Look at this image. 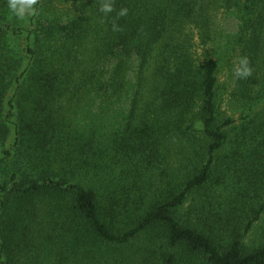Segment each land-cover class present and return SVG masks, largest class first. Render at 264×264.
<instances>
[{
  "label": "trees",
  "instance_id": "16d2710c",
  "mask_svg": "<svg viewBox=\"0 0 264 264\" xmlns=\"http://www.w3.org/2000/svg\"><path fill=\"white\" fill-rule=\"evenodd\" d=\"M35 7L0 0V264H264V0Z\"/></svg>",
  "mask_w": 264,
  "mask_h": 264
},
{
  "label": "rangeland",
  "instance_id": "374dc122",
  "mask_svg": "<svg viewBox=\"0 0 264 264\" xmlns=\"http://www.w3.org/2000/svg\"><path fill=\"white\" fill-rule=\"evenodd\" d=\"M233 13H226L224 9H219L215 11L213 14L211 12L212 21L213 22V29L214 34H217L218 36H226L231 35L232 33L236 32V24H235V17L232 15ZM185 34H190L193 38V54L194 58L197 62H204L207 59H213L218 60L217 56L220 55V53L216 54L215 50L212 49V45L209 44L207 46L201 45V41L199 38V30L195 27H193L191 30L186 31ZM234 62V61H233ZM232 62V64H233ZM231 73V66L228 65V63L225 60L220 61V71H219V80L221 84H226L229 78V75ZM229 92V91H227ZM229 93H227L225 96H227ZM264 225V214H262L261 219L255 224L254 229L252 230L251 234L252 237L256 239V234L261 233V227ZM247 241H250L249 239Z\"/></svg>",
  "mask_w": 264,
  "mask_h": 264
},
{
  "label": "clouds",
  "instance_id": "9594fccd",
  "mask_svg": "<svg viewBox=\"0 0 264 264\" xmlns=\"http://www.w3.org/2000/svg\"><path fill=\"white\" fill-rule=\"evenodd\" d=\"M38 0H8V7L12 13L20 20L26 19V17L36 14V5ZM104 12H111L112 7L110 4H105L102 8ZM126 10H122L120 15H125ZM241 64H246V61L242 60ZM237 76H246L248 75V70L246 68H238L236 70Z\"/></svg>",
  "mask_w": 264,
  "mask_h": 264
}]
</instances>
